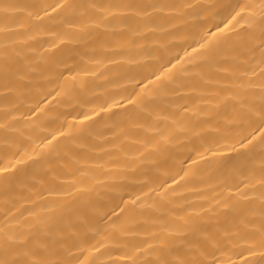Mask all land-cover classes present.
<instances>
[{
  "label": "bare ground",
  "instance_id": "obj_1",
  "mask_svg": "<svg viewBox=\"0 0 264 264\" xmlns=\"http://www.w3.org/2000/svg\"><path fill=\"white\" fill-rule=\"evenodd\" d=\"M0 264H264V0H0Z\"/></svg>",
  "mask_w": 264,
  "mask_h": 264
}]
</instances>
